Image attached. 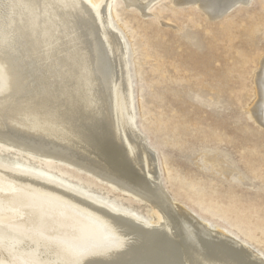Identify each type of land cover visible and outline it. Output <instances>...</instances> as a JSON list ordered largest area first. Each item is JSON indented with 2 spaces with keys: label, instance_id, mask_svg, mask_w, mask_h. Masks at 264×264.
Segmentation results:
<instances>
[{
  "label": "bare ground",
  "instance_id": "6f19581e",
  "mask_svg": "<svg viewBox=\"0 0 264 264\" xmlns=\"http://www.w3.org/2000/svg\"><path fill=\"white\" fill-rule=\"evenodd\" d=\"M111 1L0 0V264H264L161 186ZM155 1L124 0L143 13ZM173 1L215 17L248 0ZM262 77L251 111L264 124ZM53 161L150 203L152 218Z\"/></svg>",
  "mask_w": 264,
  "mask_h": 264
},
{
  "label": "rangeland",
  "instance_id": "374dc122",
  "mask_svg": "<svg viewBox=\"0 0 264 264\" xmlns=\"http://www.w3.org/2000/svg\"><path fill=\"white\" fill-rule=\"evenodd\" d=\"M179 4L156 0L143 13L111 1L109 20L127 47L135 125L156 151L169 195L264 256V124L251 111L264 74V0L215 17L194 2ZM49 164L152 218L150 203Z\"/></svg>",
  "mask_w": 264,
  "mask_h": 264
}]
</instances>
